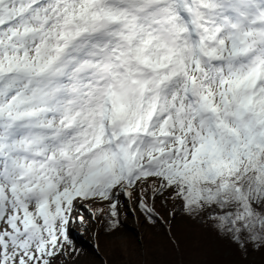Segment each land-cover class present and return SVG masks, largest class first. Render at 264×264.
Here are the masks:
<instances>
[{
  "label": "snow or ice",
  "instance_id": "obj_1",
  "mask_svg": "<svg viewBox=\"0 0 264 264\" xmlns=\"http://www.w3.org/2000/svg\"><path fill=\"white\" fill-rule=\"evenodd\" d=\"M121 195L264 250V0H0V264L72 258Z\"/></svg>",
  "mask_w": 264,
  "mask_h": 264
},
{
  "label": "rangeland",
  "instance_id": "obj_2",
  "mask_svg": "<svg viewBox=\"0 0 264 264\" xmlns=\"http://www.w3.org/2000/svg\"><path fill=\"white\" fill-rule=\"evenodd\" d=\"M159 199L150 200L149 206H152V204L158 205ZM161 200L164 202L162 198ZM119 201V209L122 214L120 219L129 224L133 233L138 231L140 235L144 234L146 239L156 242L155 247L158 246L157 241L167 240L165 238V236L168 237L166 230L164 231L165 236L163 234L157 235L156 232L148 229L147 221L139 219L141 218L142 210L135 202L129 201L128 197L124 195L119 197ZM156 201L158 202L157 204L154 203ZM174 204H176L174 201L167 202V206L169 205L170 208L169 211L172 210V207L174 209ZM97 207L96 202L89 200L84 201L74 211L75 216H83V222L74 221L69 225V239L76 252L72 258L66 260L63 257L60 258L57 264H104L101 254L110 253L117 248L121 249L125 254L130 253L137 257L145 253L141 246H138V248L133 246V238L125 231L118 230L119 228L115 232L105 231L103 227L105 225L101 228V223H97L98 214H100L96 211ZM99 207L106 209L105 205H99ZM168 215L171 216L170 213ZM181 215L183 216L178 218L176 223L174 221V232L184 241L188 248L196 249L193 252L202 258V260L200 259L201 261H198L200 264H204L205 261L214 264L219 263L221 260L223 263L230 264H264V250L252 251V253L250 251L245 256L236 251L234 246H230L226 241L219 238L207 224L204 228L201 226L202 222L189 219L184 213ZM101 218V222H103L104 215H101ZM193 221L194 223H192ZM162 223L164 224V222ZM96 229L98 231L103 229L105 232L95 235ZM158 250L160 249L158 248ZM140 261L141 264H144L141 259Z\"/></svg>",
  "mask_w": 264,
  "mask_h": 264
},
{
  "label": "trees",
  "instance_id": "obj_3",
  "mask_svg": "<svg viewBox=\"0 0 264 264\" xmlns=\"http://www.w3.org/2000/svg\"><path fill=\"white\" fill-rule=\"evenodd\" d=\"M159 203L156 201L155 204L158 203V205L152 204V207H154V211L157 213L156 216V223H150L142 211L141 218H139L141 221H147L148 229H151L152 231L156 232L157 235L163 234L165 236V230L167 232V236L165 238L167 240H161L157 241V245L155 247L154 241H150L149 239H146L143 235H140V232H132L129 224L125 223L124 220L120 219V226L118 227V230L125 231L127 234L130 235L131 238H133V246L138 248V246L142 247L144 249V254L140 255L139 257L131 255L130 253L125 254L121 249L117 248L116 250H112L110 253H102V259L104 264H141L140 259L144 264H200L198 261H201L202 258L194 254V248H188L183 240L180 239V237L174 232V221L176 223V220L178 218H181L183 215V212L180 210L176 211L175 217L169 216L168 213H171L172 210L169 211V205L167 206V203L162 202L161 198L158 200ZM160 205V206H159ZM176 204H174L175 208ZM105 209V208H104ZM105 212H107V208L105 209ZM180 213V214H178ZM104 215L102 213L98 214L97 223H101V228L103 225L105 231H111V229L108 226L107 220L109 219L108 216L104 215V220L102 221V218L100 219V216ZM120 217H122V214L120 213ZM96 220V219H95ZM196 221V220H194ZM194 221L192 223H194ZM164 222V224L162 223ZM166 225V227H165ZM205 223H202L201 226L205 228ZM103 229L95 230V235L98 233H102L104 231ZM104 231V232H105ZM141 237V239H140ZM175 237L176 243L179 244V248L176 247V244L172 243V238ZM135 240V241H134ZM192 244V243H190ZM96 247V245H95ZM97 248V247H96ZM158 248L160 250H158ZM98 249V248H97ZM262 251V250H261ZM250 253V252H249ZM252 253V251H251ZM246 256V255H245ZM201 259V260H200ZM204 264H211L210 262H206ZM214 264H230V263H223L222 260L219 261V263Z\"/></svg>",
  "mask_w": 264,
  "mask_h": 264
}]
</instances>
